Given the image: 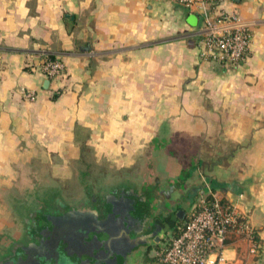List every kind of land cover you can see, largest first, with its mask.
Returning a JSON list of instances; mask_svg holds the SVG:
<instances>
[{"label": "crops", "instance_id": "0c3cea01", "mask_svg": "<svg viewBox=\"0 0 264 264\" xmlns=\"http://www.w3.org/2000/svg\"><path fill=\"white\" fill-rule=\"evenodd\" d=\"M221 6L252 28L236 67L200 58L199 18L174 0H0V264L42 260L53 219H119L123 195L146 211L134 264L208 194L261 243L231 232L219 264H264V0ZM42 53L65 64L46 86Z\"/></svg>", "mask_w": 264, "mask_h": 264}, {"label": "built area", "instance_id": "2783aa9c", "mask_svg": "<svg viewBox=\"0 0 264 264\" xmlns=\"http://www.w3.org/2000/svg\"><path fill=\"white\" fill-rule=\"evenodd\" d=\"M199 18V56L216 61L225 68L240 65L248 56L252 28L234 11L221 6L223 0H174ZM46 79L60 76L65 68L63 60L42 53L28 63ZM25 98L34 100L36 92L24 90ZM231 232H237L250 242V252L256 254L261 243L249 221L234 207L216 196L200 197L187 211L180 231L155 249L156 264H219L223 247Z\"/></svg>", "mask_w": 264, "mask_h": 264}, {"label": "flooded vegetation", "instance_id": "af4514ba", "mask_svg": "<svg viewBox=\"0 0 264 264\" xmlns=\"http://www.w3.org/2000/svg\"><path fill=\"white\" fill-rule=\"evenodd\" d=\"M125 205L128 206L127 203ZM125 213L123 215H126ZM106 216L105 214L102 221L75 222L70 226L61 220L53 219L50 237L42 242L45 249H37V254L47 264H120L113 257L118 253V260V257L120 258L119 251L130 245L126 238L130 231H123L122 234L125 235L120 234L118 229L121 217L117 222V220H107ZM157 225L158 229L161 228L160 224L155 223L152 238L159 233H156L159 231ZM95 235H98L100 241L96 239ZM42 260H38V263H41ZM16 263L34 264V261L32 259L22 262L16 260ZM38 263L36 262V264Z\"/></svg>", "mask_w": 264, "mask_h": 264}, {"label": "water", "instance_id": "95a60500", "mask_svg": "<svg viewBox=\"0 0 264 264\" xmlns=\"http://www.w3.org/2000/svg\"><path fill=\"white\" fill-rule=\"evenodd\" d=\"M188 21L191 23V24H196L197 23V17L196 15L194 14H191L188 16ZM49 80L46 79L44 81V86H46V84H48ZM121 201H127V202H130V203H127V207H130V209L126 212V215H122L120 216L121 219H120V222L118 221V219L115 218L114 216V212H115V208H110L106 209V217H107V220H110V221H114V220H117V222H119V229H118V232L120 234L123 233V231H130L131 228H136L135 223L139 220L137 217H136V214L137 213H141L143 212L142 214H146V211L144 210V208H142L139 204H136L134 202V200H132V198L130 197H127V196H122L121 197ZM107 207V206H105ZM181 210H179V214H180ZM49 215V214H48ZM47 215V217H48ZM49 218H51V216L49 215ZM61 218V217H60ZM119 218V217H118ZM52 219V218H51ZM157 228H158V225H157ZM122 235H125V234H122ZM96 239L100 241L98 235H95ZM126 238L127 240L129 241L130 245L126 247V249L122 250V251H119V255H120V258L118 257V260H117V254H114V257L113 259L115 261H119L120 264H125L126 262V259H127V256L128 254L134 249L136 248V246H138L139 244L143 243L146 241V237L142 236V237H139V238H133L132 236L130 235H126ZM159 238V235L157 234L155 236V239H158ZM38 263V261H36ZM40 263V262H39Z\"/></svg>", "mask_w": 264, "mask_h": 264}, {"label": "rangeland", "instance_id": "374dc122", "mask_svg": "<svg viewBox=\"0 0 264 264\" xmlns=\"http://www.w3.org/2000/svg\"><path fill=\"white\" fill-rule=\"evenodd\" d=\"M153 252H154V249L151 248L149 250V253H151V255H153ZM8 253H9V251H6V254H8ZM150 257H153V256L148 255V252L146 254V252L142 248V249L138 250L134 256V258H133L134 264H143V262H144L143 259L146 260V264H153V259H151Z\"/></svg>", "mask_w": 264, "mask_h": 264}, {"label": "trees", "instance_id": "16d2710c", "mask_svg": "<svg viewBox=\"0 0 264 264\" xmlns=\"http://www.w3.org/2000/svg\"><path fill=\"white\" fill-rule=\"evenodd\" d=\"M207 197L211 198V195L208 194ZM184 219H185V216L179 220V222L176 224V226L174 227V229L172 230L171 234L169 235L166 241H169L174 235H176L180 231V229L182 228ZM145 252L147 254L148 251H145ZM150 258L153 259V264H156L154 256Z\"/></svg>", "mask_w": 264, "mask_h": 264}]
</instances>
